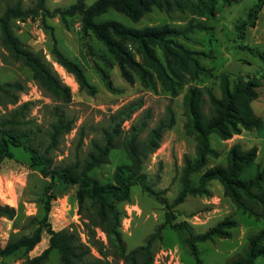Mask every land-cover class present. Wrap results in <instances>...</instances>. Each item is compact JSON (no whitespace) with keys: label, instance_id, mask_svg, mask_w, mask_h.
<instances>
[{"label":"rangeland","instance_id":"rangeland-1","mask_svg":"<svg viewBox=\"0 0 264 264\" xmlns=\"http://www.w3.org/2000/svg\"><path fill=\"white\" fill-rule=\"evenodd\" d=\"M15 0H0V15L8 4ZM97 0H85L86 6L93 5ZM78 0H47V13L26 21H14V31L23 43L24 49L49 63L64 84L70 87L72 100L66 104L56 100L38 86L32 78V73L22 61H16L10 50L2 42L0 29V85L20 83L23 92L17 93L19 102H31L27 120L29 128L35 134L36 141L46 147L49 143V133L52 125L61 115L74 121L71 132L61 136L57 149L50 153L54 166H65L79 158L85 160L92 149L93 141H102L105 131L121 130L118 136L123 140L129 134H137L139 140L146 139L150 130L167 118L168 109L174 113L175 123L163 137L160 148L150 154L142 165V173L151 192L140 185L131 190L128 202L118 205L122 211L121 232L127 251L145 244L157 226L166 221L167 212L174 216V223L186 222L191 231L198 235L228 217L238 223L232 230L229 239H215L198 244L200 256L205 264H224L242 251L248 236L264 229V192L258 199L244 200L246 208L237 206L224 192L219 181H211L208 185V196H189L182 204L167 208L176 199L181 190V174L186 157H196V140L186 133L187 117L184 109V95L189 88L209 87L214 94L221 97V76L228 74L232 81L238 76L248 77L261 72L262 60L258 56L264 53V0H232L231 3L219 2L217 15L200 17L189 11H172L167 13L158 8L146 14L139 22H133L125 15L114 10L96 18V23L118 21L132 29L171 25L177 28L186 27L191 21L202 22L213 27L211 31L195 29L186 38L176 39L193 52H203L196 55L200 64L210 73L187 75L182 87L175 95L156 80L155 87H148L137 79L135 84H129L121 75L114 56L96 39L93 33H83L81 18L78 15L68 17L64 22L56 10H65ZM262 9L256 15H251V8L258 3ZM25 6H31L30 0H24ZM251 23L254 26L251 27ZM245 24V26H244ZM244 34H243V33ZM244 37V38H243ZM54 43L71 60L78 63L85 71L89 82L96 88L95 94L80 90L73 75L66 72L51 54ZM245 46L251 49H245ZM133 52L136 59L142 62V57ZM102 71L111 81L114 90H110L103 79ZM6 96L0 94V119L12 112L16 105H5ZM264 112V105H260ZM82 130V133H80ZM82 144L79 147V141ZM211 147L220 153L218 158L209 157L208 164L200 173L191 177L193 186L198 185L200 176L209 168L225 166L231 147L240 144L243 149L253 147L258 149L256 164L264 167V123L253 131H243L232 139L222 141L218 136L210 137ZM43 148V147H42ZM14 159L5 160L0 165V204L14 207L17 211L13 220L0 217V246L15 236L29 235L36 227V219L42 218V200L45 199L49 179H45L38 168L31 166L29 154L23 148H13ZM128 157L121 144L111 151L108 162L96 169L92 176L103 183L112 182L119 165L127 164ZM78 186L54 187L50 194L55 195L49 221L56 231L63 228L76 230L84 243L88 244L86 223L92 215L88 205L86 211L79 212L75 199ZM63 221L60 224L54 216L55 209ZM35 219V220H34ZM187 234L184 230L174 229L166 225L162 236L153 248L152 264H193L191 250L185 243ZM98 248L102 247L101 255L96 247H90L94 257L106 259L113 264H125L114 255L115 249L109 243L106 234L96 229ZM49 245V235L46 229L42 233V241L29 254L30 257L40 255ZM27 256L20 251L10 257L0 258V264H20ZM264 264V261H258ZM46 264H60L59 254L53 251Z\"/></svg>","mask_w":264,"mask_h":264},{"label":"trees","instance_id":"trees-1","mask_svg":"<svg viewBox=\"0 0 264 264\" xmlns=\"http://www.w3.org/2000/svg\"><path fill=\"white\" fill-rule=\"evenodd\" d=\"M30 1L31 6L26 7L24 0H15L8 4L0 15L2 42L10 50L13 58L22 61L31 71L33 80L40 88L56 100L68 104L72 100L70 87L62 82L49 63L25 50L14 31V21L24 22L48 12L47 0ZM220 1L232 2V0H97L87 7L85 0H78L76 4L65 10H56L54 14H58L64 22L68 17L80 16L83 33H93L107 48L114 56L122 77L129 84L133 85L137 79H140L143 85L155 87L156 80H161L176 95L177 89L183 86L187 75L198 76L201 73H210L196 57V55H204L203 52H193L178 43L176 39L186 38L195 29L211 31L213 27L191 21L184 28L165 24L132 29L118 21L96 23L95 20L109 10H114L133 22H139L154 8L167 13L189 11L193 15L213 18L217 15L216 7ZM262 4L259 2L251 8L250 16L260 12ZM252 26L254 23H251ZM134 48L142 57V62L136 59ZM245 49L251 48L245 46ZM51 54L66 72L75 77L80 90L95 94L96 88L89 82L84 69L63 53L55 43ZM258 56L263 64L261 77L258 76L259 73L251 77L238 76L232 81L228 74H223L221 97L216 96L209 87L189 88L185 93L183 99L187 117L185 130L196 140V157L185 158L180 178L182 186L180 193L171 205H167V208L182 204L189 196H208L210 194L208 185L211 181H219L224 187L225 194L237 206L246 208L244 202L246 199L262 201L258 192H264V167L261 168L256 164L258 155L256 147L245 150L240 144L233 145L225 166L211 167L200 176L197 186L191 183L192 175L200 173L206 167L209 157L220 156V153L211 147L212 135L226 141L235 135H241L243 131H253L262 126L263 121L255 114L252 107L253 101L259 98L258 88L262 86L264 79V53L261 52ZM102 76L106 86L114 90L108 75L102 71ZM24 90V86L20 83L0 85V94L6 96L5 105H16L12 112L0 119V165L5 160L14 159L13 148H23L29 154L31 166L38 168L41 175L49 179V184L45 191L46 198L42 200L44 214L42 218L36 219L38 226L31 234L15 236L5 247L0 246V258L10 257L23 251L27 257L20 264H46L50 254L57 251L60 264H113L106 259L94 257L91 252L90 247L93 246L101 255L104 253L102 247H97L99 242L96 240V229L99 228L115 249L114 255L120 257L125 264H152L154 245L161 239L162 231L169 224L174 229L186 232L185 243L191 250L193 264H205L200 256L198 244L232 237V230L238 227L237 221L232 217L224 219L205 233L196 235L186 222L174 223L173 214L167 212L166 221L156 227L147 237L145 244L128 252L121 232L123 213L118 205L130 200L134 186L140 185L144 190L153 193L146 184L142 165L150 154L160 148L165 132L174 125L172 109H168L167 118L150 130L146 139L139 140V136L134 133L121 141L118 139L121 130L105 131L102 141H93L92 149L85 160L81 162L76 158L74 162L58 167L54 166L50 153L57 149L59 138L73 130L74 121L61 115L51 127L50 143L46 147L41 146L36 141L33 130L27 126L30 123L27 114L31 102L17 105L19 102L17 93ZM82 141L80 139L79 147ZM119 144L124 148L129 162L117 167L112 182L103 183L92 176V173L108 162L111 151ZM58 185L65 188L78 186L75 199L80 214L86 211L88 205L92 208V215L88 218L89 223L85 224L88 244L82 241L76 230L63 228L56 231L52 228L49 215L52 201L56 197L50 194V191ZM55 210L54 216L60 224L63 220L59 218V209ZM16 214L14 207L0 204V217L13 220ZM45 229L49 235L48 247L40 255L30 257L29 254L42 241V233ZM260 260L264 261V229L248 236L242 251L224 264H259Z\"/></svg>","mask_w":264,"mask_h":264},{"label":"crops","instance_id":"crops-1","mask_svg":"<svg viewBox=\"0 0 264 264\" xmlns=\"http://www.w3.org/2000/svg\"><path fill=\"white\" fill-rule=\"evenodd\" d=\"M261 72H262V70H261ZM258 74H256V75H258ZM258 76L261 77L262 76V73H260ZM258 92H259V98L257 100H255V101H253L252 107L254 109L255 114L258 117H260L261 120L264 123V112H260V110H259L260 105H264V79L262 80V86L260 88H258Z\"/></svg>","mask_w":264,"mask_h":264}]
</instances>
